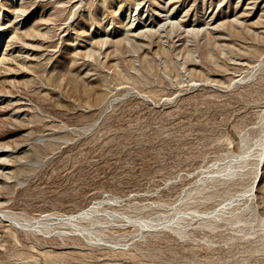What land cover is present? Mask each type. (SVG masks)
<instances>
[{
    "label": "rangeland",
    "instance_id": "374dc122",
    "mask_svg": "<svg viewBox=\"0 0 264 264\" xmlns=\"http://www.w3.org/2000/svg\"><path fill=\"white\" fill-rule=\"evenodd\" d=\"M0 152V264H264V0H0Z\"/></svg>",
    "mask_w": 264,
    "mask_h": 264
},
{
    "label": "bare ground",
    "instance_id": "6f19581e",
    "mask_svg": "<svg viewBox=\"0 0 264 264\" xmlns=\"http://www.w3.org/2000/svg\"><path fill=\"white\" fill-rule=\"evenodd\" d=\"M24 20H26V18L24 19ZM216 22V21H215ZM216 24V23H215ZM214 25V24H213ZM217 26V25H216ZM211 29H212V27H211ZM213 30H214V28H213ZM135 32V31H134ZM137 33V32H136ZM218 36V35H217ZM220 39V38H219ZM223 39V38H222ZM46 45V44H45ZM31 51V50H30ZM33 55V54H32ZM31 59V58H30ZM1 151H2V149H1ZM4 152V151H3ZM6 152V151H5ZM1 155H2V153L0 152V157H1ZM1 159V158H0ZM1 162V161H0ZM1 166V165H0ZM94 210H95V208L94 207H90L89 209H87V210H85L84 212H82V213H80V214H78V215H75V216H72L71 218L72 219H81V218H87V217H90L93 213H94ZM70 219V218H69ZM71 221V220H70ZM88 230V229H87Z\"/></svg>",
    "mask_w": 264,
    "mask_h": 264
}]
</instances>
